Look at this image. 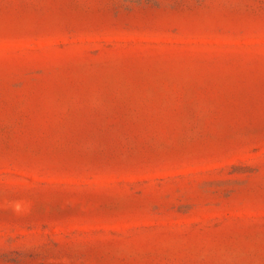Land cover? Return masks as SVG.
Masks as SVG:
<instances>
[{
  "label": "rangeland",
  "instance_id": "1",
  "mask_svg": "<svg viewBox=\"0 0 264 264\" xmlns=\"http://www.w3.org/2000/svg\"><path fill=\"white\" fill-rule=\"evenodd\" d=\"M0 264H264V0H0Z\"/></svg>",
  "mask_w": 264,
  "mask_h": 264
}]
</instances>
